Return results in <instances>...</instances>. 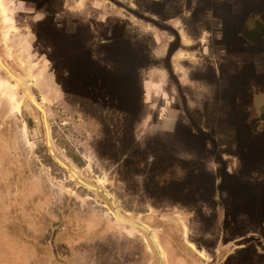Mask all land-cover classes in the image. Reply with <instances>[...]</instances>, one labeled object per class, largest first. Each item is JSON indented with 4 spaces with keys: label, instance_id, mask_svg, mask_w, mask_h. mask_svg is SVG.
<instances>
[{
    "label": "rangeland",
    "instance_id": "1",
    "mask_svg": "<svg viewBox=\"0 0 264 264\" xmlns=\"http://www.w3.org/2000/svg\"><path fill=\"white\" fill-rule=\"evenodd\" d=\"M260 2L0 0V234L25 249L13 264H220L264 248V157L257 125L238 122L264 101V75L228 72L238 108L197 123L220 95L214 71L250 46L233 24L264 30ZM221 3L227 27L193 10Z\"/></svg>",
    "mask_w": 264,
    "mask_h": 264
},
{
    "label": "crops",
    "instance_id": "2",
    "mask_svg": "<svg viewBox=\"0 0 264 264\" xmlns=\"http://www.w3.org/2000/svg\"><path fill=\"white\" fill-rule=\"evenodd\" d=\"M258 1L264 2V0H258ZM210 5L211 6L209 7V4H203V5L200 4L196 7H194V9H193L194 12L199 13V17H200L199 20L202 19L204 22V25L214 23V24H217L218 27H221L222 25L227 27V25H228L227 16L226 17L223 16L221 18V16L216 15V13H217V10H219L222 14H223V12L226 13L228 11H233V10H235L234 5H229L228 3H221L219 5L218 4H210ZM217 8H219V9H217ZM255 16H256V18H255L256 22L255 23H257L258 25H261L260 27L264 28V16L261 17L259 14H256V13H255ZM222 20H224L225 23ZM202 24H199V25H202ZM233 26L239 27L242 30H244V28H245L244 27L245 24H243V23H240V24L235 23V24H233ZM251 27L253 28L254 25H251ZM242 30H241V32L240 31L236 32L237 33L236 38H238L240 36L242 41H244L243 42L244 46H245V44H247V45L249 44L250 46L246 47L245 51H243L241 53L240 52L239 53H233L230 55L231 60L234 61V66L231 70L227 71L226 73H222L221 70H215L213 73L214 79H213L212 86L215 89L214 92H218V93L220 92V95L218 96L219 98H214V99L211 98L210 101H205V102H201V104H197V107H200V109L202 110L200 112L201 122L197 121V123H203L206 125H210L209 127H207V130L211 129L214 126V124H216V123L222 124V123L228 122L226 119L222 120V119H217L215 117L217 114V112L215 111L216 109H218V108L222 109L223 108L226 112V111H228V109L233 110L234 108H238V106H239V103L236 102L237 99L235 101H233V103L229 104L227 97L225 96L226 98H224L223 97L224 95L222 94L223 92H226L227 88H228V85H227L228 80L226 79L228 72H230L231 76L235 77V79H239V80L241 78V76H240L241 71H242L241 68H244L243 69L244 72H246L247 70H251V73L253 72V75L257 76L259 79H261V76L264 75V33L261 36L260 35L256 36L260 32H254L255 36L252 38V37H248V35L246 33L243 34ZM202 35L204 37H202V40L200 37L199 40L201 43H205L206 42V33L203 32ZM238 69H240L241 71ZM195 86H191V88H195ZM259 87H260L261 91L262 90L264 91V83L259 85ZM231 90H233V92L235 91V93L238 92V88L233 84L231 86ZM251 108H252V110H255V112H253V115L250 116L249 119H247L245 121L239 120L238 122H243V123L248 122V123H251V124L254 123L257 125L255 128V131H252V132L254 134V137L257 138L255 140L259 139V141H260L261 145H260V148L257 150H258V152H260V154L258 156H260L262 158V157H264L263 156V154H264V101L262 100L261 102H257V104L254 103L251 106ZM221 114L222 113H220V116H221ZM252 149H253L252 152L257 151V150H254L256 148H252ZM226 150H227V148H226ZM217 154H218V156H221V158H223L224 156H228L226 153H224L223 150H221V148H220V150L217 151ZM259 160H260V162H262L261 160H263V159H259ZM257 166H258V168L256 169V171L258 173H261V175H259L260 176L259 178H256V180L252 181V185L259 189L264 184V165L262 164V166L261 165H257ZM228 169L229 168L227 167V170ZM253 173H254V171H253ZM213 181L214 182H213L212 187L213 186L215 187V185H216V187H218V181H216V179H214ZM243 183H244V181H243ZM245 186H250V185H245ZM253 194H254V192H253ZM253 194H252V197H253ZM253 198H255V197H253ZM216 212H217L218 218L223 219L226 216L228 209L226 207H224V208L218 207V208H216ZM2 221H3V218H2V214L0 213V222L2 223ZM0 226H1V224H0ZM2 235L3 234H0V241H1L0 242V251L2 253V262H3V264H4V262L6 264H13L14 262L17 261L14 259H18L19 254L21 252L25 251V249L21 248L17 239L14 240L13 243H9V244L7 243V245H5L6 243L2 242ZM5 246H8L10 249L14 248V249H16L17 252L13 253V256L12 255H6L5 256V255H3V251H4ZM228 247H230V246H228ZM222 250L223 249L221 247V251ZM244 250H248L251 253L249 255V258L247 259L248 262H253V264H264V261L259 262L256 260L257 258H260L259 256L264 257V248L259 244L251 245L250 247L249 246L248 247H246V246L241 247L240 245L230 247V249L227 250V255H226L225 259H222L220 261V264H225V263L227 264V262H229V260H227L228 256H229L228 253H234V252L236 253L238 251H244ZM10 256H11V258H10ZM14 256H17V258ZM235 257H236V259L238 258L237 262H235V264H244L245 263L244 257L241 256L240 254L235 256ZM231 261L232 260H230V262Z\"/></svg>",
    "mask_w": 264,
    "mask_h": 264
},
{
    "label": "trees",
    "instance_id": "3",
    "mask_svg": "<svg viewBox=\"0 0 264 264\" xmlns=\"http://www.w3.org/2000/svg\"><path fill=\"white\" fill-rule=\"evenodd\" d=\"M259 26H261V25H259ZM261 28H262V27H261ZM244 33H245V31L243 30V34H244ZM263 33H264V30H261L260 33H259L258 35H256V36H259V35L261 36Z\"/></svg>",
    "mask_w": 264,
    "mask_h": 264
}]
</instances>
